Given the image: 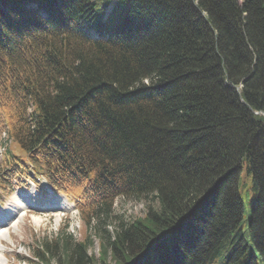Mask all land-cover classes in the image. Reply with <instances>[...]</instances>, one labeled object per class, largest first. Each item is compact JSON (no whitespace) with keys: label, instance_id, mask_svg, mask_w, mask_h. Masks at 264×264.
I'll use <instances>...</instances> for the list:
<instances>
[{"label":"trees","instance_id":"obj_1","mask_svg":"<svg viewBox=\"0 0 264 264\" xmlns=\"http://www.w3.org/2000/svg\"><path fill=\"white\" fill-rule=\"evenodd\" d=\"M110 1L0 0V126L13 145L79 199L94 234L116 197L157 203L99 235L98 259L86 231L35 255L264 264V0H129L114 15L117 0L103 19ZM6 161L19 165L13 150Z\"/></svg>","mask_w":264,"mask_h":264},{"label":"rangeland","instance_id":"obj_2","mask_svg":"<svg viewBox=\"0 0 264 264\" xmlns=\"http://www.w3.org/2000/svg\"><path fill=\"white\" fill-rule=\"evenodd\" d=\"M128 1L129 0H120L114 9V15L119 14L123 10V13H125ZM113 2H115V0H112V3L109 5V7L113 5ZM104 15H108V13H105ZM12 145V142L0 129V205L2 208L5 210L6 202L11 201L10 195L7 196L5 194V191L9 189L15 190V193L18 192L20 194H28L35 199L42 201L48 199L51 200V198L61 195L55 193L54 191L53 193L46 194L37 186H29V182L27 181L28 179L25 178L24 173L16 176V173L11 170L10 166L6 167L8 162H5L4 155L6 151L4 149L7 146H9L11 149L13 148ZM13 150H15V156L21 158L23 157V154L19 150L14 148ZM18 160L19 159H17V161ZM10 172H12L13 175ZM241 176L243 177L244 174ZM249 198H251L250 189L244 195L246 207L245 210L248 216V211L250 208ZM146 203L153 207L157 205L156 201L154 200H148L145 202L144 200H137L131 197L116 198L112 204L111 213L109 214L111 218L110 222L109 220L104 222L102 219L99 221L98 226L96 228L94 227L96 231L99 228L100 234L97 231V235L94 234L90 229L94 226L95 222H93V225L89 223L88 226L85 225L87 222L83 217L81 218L80 211L76 210L74 206L72 207V201H68V205L66 207L63 206L57 209L36 210L33 208H28L26 211V216H24L22 220L19 218L21 221L17 223V228H14L15 226L9 228V237H6L4 240H2V252L6 257L7 264H34V262L30 263L28 261L29 257H33L32 246L39 244V241L41 242L42 239H46L48 241L53 240L56 236L60 235L59 233L61 230L59 232V229L63 228L62 231H65V233L70 235L71 240H69L72 242H78L82 240L85 237L84 232L86 231L88 234L87 240L90 242V247L87 253L98 259V251L101 247L100 245L102 241L99 235H108L103 237L106 239L110 236L109 239L111 240L113 235L112 230L114 231V229L118 227V223L126 225L128 221H133L136 217L143 216L146 210ZM94 229L93 231H95ZM33 259L36 261L35 257H33ZM106 261L109 264H113L110 255L107 257ZM40 264H42L41 261ZM50 264H57L54 258Z\"/></svg>","mask_w":264,"mask_h":264},{"label":"bare ground","instance_id":"obj_3","mask_svg":"<svg viewBox=\"0 0 264 264\" xmlns=\"http://www.w3.org/2000/svg\"><path fill=\"white\" fill-rule=\"evenodd\" d=\"M26 200L31 201V203H33L32 205L35 207H40V206H50L53 207L55 205L58 204L57 201H55L54 204H46V203H39L38 201H35L33 199H30L29 197H26L25 195H13L12 196V200L11 203L9 204L10 207L7 209V212H4V214L0 215V264H6V260H5V256L2 253V249H1V243H2V239L9 237L10 232L8 227L9 226H15L16 227V223L20 220L19 218L22 219V215L24 214L25 210L28 207V204L26 203ZM21 211V212H19ZM16 212V215L18 217V219H16L15 221H11L14 213Z\"/></svg>","mask_w":264,"mask_h":264}]
</instances>
